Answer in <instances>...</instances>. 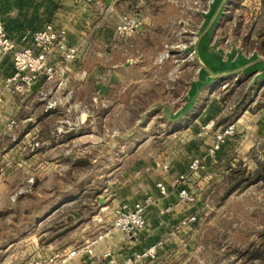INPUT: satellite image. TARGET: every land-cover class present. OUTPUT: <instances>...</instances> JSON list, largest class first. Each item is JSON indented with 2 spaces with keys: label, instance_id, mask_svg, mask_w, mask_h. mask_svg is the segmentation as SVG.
<instances>
[{
  "label": "crops",
  "instance_id": "obj_1",
  "mask_svg": "<svg viewBox=\"0 0 264 264\" xmlns=\"http://www.w3.org/2000/svg\"><path fill=\"white\" fill-rule=\"evenodd\" d=\"M171 1L0 0V21L16 48L30 46L33 32L47 23L64 31L68 45L77 46L75 58L65 65L60 78L46 84L36 81L22 94L5 88V79L14 72L12 52L0 57V217L9 216L0 224V244L16 249L17 243H23V255L45 258L66 256L95 241L92 255L78 249L76 255L66 258L65 264H107L103 257L107 248L114 259L122 260L161 240L158 258L179 240L177 236L169 237L171 223L192 210L190 204L179 200L177 192L183 185L193 188L198 174L183 183L176 182L180 174H188L190 159L195 155L204 158L201 175L206 173L205 181L217 175L222 178L232 154L239 158L253 152L255 156L264 149V78L254 81L252 85H261L258 93L252 88L233 119L225 116L222 99L215 94L217 81L202 89L196 87V68L185 81L181 99L182 105L193 103L184 111H180L181 105L166 115L168 121L174 116L172 121L179 123L180 129L167 132L162 128V136L156 142L141 140L133 146L129 120L133 115L132 101L140 97L147 100L148 95L147 89H133L147 85L148 78L132 75L138 65L133 66L131 61L121 69V63L107 60L116 51L118 38L128 36L115 33L114 26L120 15L135 13L142 20L139 31L145 32L154 24L151 5ZM211 46L212 41L205 46L209 55L215 52ZM142 69L146 70L144 65L139 66L140 72ZM260 72L249 77L250 81ZM41 92L46 98L59 100L58 105L47 108ZM167 107H161L163 114ZM117 117L122 118L118 128ZM209 118L215 120L216 129L230 122L235 125L234 135L213 155L206 154L211 136H200L201 126ZM11 119L15 125L9 129ZM85 165L95 169L99 166L100 179L90 188L94 192L91 204L95 207L87 218L74 204L81 201L91 180L86 181L83 174L75 186L69 183L74 171ZM27 183V192L17 193L30 197L29 203L19 206L18 200L12 207V193ZM157 183L166 187V194L159 192ZM148 197L149 204L145 203ZM137 202L145 204V226L127 236L113 228L114 212L122 204L131 206ZM68 220L75 224L73 229L77 228L74 240L65 237L72 230L66 229ZM99 235L102 238L97 240ZM152 262L144 259L140 263Z\"/></svg>",
  "mask_w": 264,
  "mask_h": 264
},
{
  "label": "rangeland",
  "instance_id": "obj_2",
  "mask_svg": "<svg viewBox=\"0 0 264 264\" xmlns=\"http://www.w3.org/2000/svg\"><path fill=\"white\" fill-rule=\"evenodd\" d=\"M171 2L164 5L155 2L151 5L154 24L145 32L139 31L119 37L116 51L109 56L110 58L107 57L110 62L121 63V69L126 62L131 61L133 66L138 65L132 75L135 77L141 75L149 79L147 85L132 88L133 92H139L140 89L148 90L147 100L140 97L138 101H132L133 115L129 120L132 123L133 146L141 140L156 142L162 136V128L167 129V132L180 129L177 125L179 123L168 121L166 115L182 105L185 81L191 77L195 68L196 72L198 70V64L188 50L194 38L204 28L203 14L208 10L211 0ZM211 41L213 48L216 46L231 57L238 53L246 57L264 55V0H227L213 29ZM213 61L219 62V59ZM141 65L146 68L142 69L143 72L139 70ZM228 65L231 68L235 64L228 62ZM216 81L215 94H219V98L222 99L225 116L233 119L243 108V100L251 94L252 88L256 94L261 87L257 84L256 89V86L251 85L250 78L245 76L238 79L230 76ZM116 89L118 91V87ZM263 92L264 88L261 93ZM165 105L168 107L166 114H163L161 107ZM119 119L122 118H116L117 128L121 126ZM127 120L126 118V125ZM118 151L117 154H120ZM235 155L236 153L229 158L228 168L226 171L223 170L222 178L217 175L203 181L204 176H207L206 173L201 175L204 168L194 174H186L185 180L196 174H198L196 178L199 176L194 183L193 192V188L189 189L183 185L194 199L191 202H182L190 204L192 210L169 226V237L179 238L177 245L169 246V249L157 258L158 250L162 247L160 240L156 257L151 264H264V149L257 151L255 156L253 152L239 158ZM95 167L97 168L85 165L75 170L72 179L69 180L74 186L80 175L84 174L86 181L91 180L92 185L85 186L87 189L81 201L74 204L81 210L83 218H87L95 207V204H91L90 198L94 194L90 188L100 180L97 173L99 166ZM256 173L260 180L250 184ZM200 180L203 183L198 184ZM28 185L24 184L12 193L10 198L12 207H16L18 200L19 206L22 202L29 203L30 197L17 193V191L26 193ZM123 205L129 206L127 204L121 206ZM19 208L18 212L22 213ZM191 216L195 217L194 220H187ZM5 218L0 217V224ZM66 225V229L72 230L66 232L65 237L74 240L77 236V228L73 229L75 224L68 220ZM2 233L1 228L0 236ZM17 244L16 249L0 244V254L6 247L9 248L7 253L0 257V264H30L36 259L43 258L23 255L25 248L23 243Z\"/></svg>",
  "mask_w": 264,
  "mask_h": 264
},
{
  "label": "built area",
  "instance_id": "obj_3",
  "mask_svg": "<svg viewBox=\"0 0 264 264\" xmlns=\"http://www.w3.org/2000/svg\"><path fill=\"white\" fill-rule=\"evenodd\" d=\"M141 27L142 20L137 14L125 13L120 15L119 21L114 26V32L120 35H131L139 32ZM31 42L30 46L16 48L15 43L6 35L4 26L0 21V57L12 52L14 66V72L5 79V88L13 94L27 92L36 81L46 84L60 78L64 72L65 65L73 60L77 53V46L68 45L64 41V31L57 29L51 23H47L42 28L33 32ZM41 99L46 100L47 108H55L59 103L57 99L46 98L45 93L42 92ZM14 125L15 120L11 119L8 128L11 129ZM234 132L235 125L233 123L216 129L215 120L213 118L207 119L200 129V136H211L212 138L206 154H215L223 143L233 136ZM33 145L38 146V142H34ZM204 167L203 157L197 155L192 157L188 162L187 172L194 174ZM185 179L186 174H180L177 181ZM28 181L32 183L33 180L29 179ZM157 187L161 194H166V187L162 183H157ZM177 195L181 201L191 202L194 199L191 192L185 186L179 187ZM145 203H151V198H146ZM144 207L145 204L137 202L131 206L123 205L117 208L114 212L113 228L127 236L136 234L145 226ZM194 218V216H191L187 220H194ZM100 238H102V235H99L96 239ZM94 242L78 249L83 251L84 254L92 255V244ZM158 244H160V241L122 260L112 258L109 249L105 250L103 257L106 259L107 264H141L140 262L144 259L153 260L156 257ZM77 250H71L66 256L50 255L45 258L36 259L30 264H65L66 258L76 255Z\"/></svg>",
  "mask_w": 264,
  "mask_h": 264
},
{
  "label": "water",
  "instance_id": "obj_4",
  "mask_svg": "<svg viewBox=\"0 0 264 264\" xmlns=\"http://www.w3.org/2000/svg\"><path fill=\"white\" fill-rule=\"evenodd\" d=\"M227 0H211L209 3L208 10L203 14V25L204 28L201 32L194 38L191 48L188 50V53L192 59L197 62V88H203L209 83L216 81V79L229 78L233 76L235 79H238L241 76L251 77L257 71H261L257 76H255L251 82V85L259 78H264V55H251L250 57L242 56L237 54L235 57L229 56L226 52L223 53L222 50L216 46L212 50L215 52L211 55L206 53L207 49L205 46L211 41V36L213 29L217 24L223 10L224 4ZM216 58L219 59V62H214ZM225 59V60H224ZM228 62L235 64L233 67L229 68ZM262 68H258L259 66ZM193 102H186L185 105H182L180 111H184L188 105H191ZM170 117V120H173Z\"/></svg>",
  "mask_w": 264,
  "mask_h": 264
},
{
  "label": "trees",
  "instance_id": "obj_5",
  "mask_svg": "<svg viewBox=\"0 0 264 264\" xmlns=\"http://www.w3.org/2000/svg\"><path fill=\"white\" fill-rule=\"evenodd\" d=\"M263 169H264V165H263ZM257 180H260V176H257V173H256V177L253 178V179H251L249 183H250V184L255 183ZM232 188H233V187H232ZM92 196H93V194H92ZM92 196H91V197H92ZM67 230H68V229H67Z\"/></svg>",
  "mask_w": 264,
  "mask_h": 264
}]
</instances>
